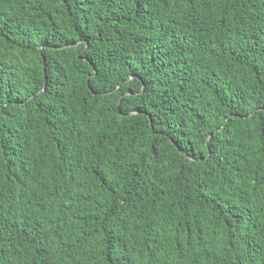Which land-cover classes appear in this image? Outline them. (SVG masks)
I'll return each mask as SVG.
<instances>
[{
	"label": "trees",
	"instance_id": "16d2710c",
	"mask_svg": "<svg viewBox=\"0 0 264 264\" xmlns=\"http://www.w3.org/2000/svg\"><path fill=\"white\" fill-rule=\"evenodd\" d=\"M0 264H264V0H0Z\"/></svg>",
	"mask_w": 264,
	"mask_h": 264
}]
</instances>
